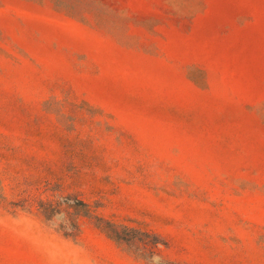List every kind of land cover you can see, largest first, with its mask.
I'll use <instances>...</instances> for the list:
<instances>
[{
    "label": "rangeland",
    "instance_id": "1",
    "mask_svg": "<svg viewBox=\"0 0 264 264\" xmlns=\"http://www.w3.org/2000/svg\"><path fill=\"white\" fill-rule=\"evenodd\" d=\"M0 264H264V0H0Z\"/></svg>",
    "mask_w": 264,
    "mask_h": 264
}]
</instances>
